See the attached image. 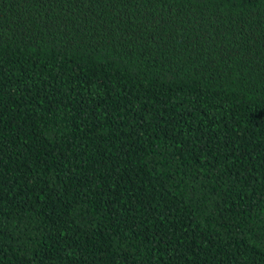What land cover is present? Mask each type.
<instances>
[{
  "label": "trees",
  "instance_id": "1",
  "mask_svg": "<svg viewBox=\"0 0 264 264\" xmlns=\"http://www.w3.org/2000/svg\"><path fill=\"white\" fill-rule=\"evenodd\" d=\"M0 264H264V0H0Z\"/></svg>",
  "mask_w": 264,
  "mask_h": 264
}]
</instances>
